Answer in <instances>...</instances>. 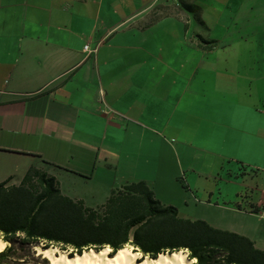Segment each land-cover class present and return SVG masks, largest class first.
Wrapping results in <instances>:
<instances>
[{
    "label": "crops",
    "instance_id": "obj_1",
    "mask_svg": "<svg viewBox=\"0 0 264 264\" xmlns=\"http://www.w3.org/2000/svg\"><path fill=\"white\" fill-rule=\"evenodd\" d=\"M159 1L0 0V182L20 184L37 166L57 177L68 195L66 176L90 180L131 166L130 180H147L166 204L170 174L161 173L162 163H151L153 153L145 161L147 138L152 148L170 134L178 113L191 124L195 98L202 101L200 112H208L226 107L232 92L227 82L208 77L195 86L193 51L201 44H146L145 13ZM86 44L99 45L97 52L87 56ZM203 69L211 70L209 62ZM185 137V145H195ZM188 186L197 201L196 187ZM262 201L242 199L222 209L253 213L246 209ZM225 226L219 227L264 249L257 230Z\"/></svg>",
    "mask_w": 264,
    "mask_h": 264
},
{
    "label": "rangeland",
    "instance_id": "obj_2",
    "mask_svg": "<svg viewBox=\"0 0 264 264\" xmlns=\"http://www.w3.org/2000/svg\"><path fill=\"white\" fill-rule=\"evenodd\" d=\"M183 4L198 6V12ZM149 9L146 44L171 48L201 44V51H193L195 86L208 77L227 82L232 92L226 95V107L208 112H200L202 101L195 98L191 124L181 122L178 113L170 134L152 148L147 138L145 161L153 153L151 163H162L161 173L170 174L166 179L170 184L164 186L170 197L164 201L180 205L182 217H207L218 227L257 230L264 247V216L222 209L237 206V200H264V0H160ZM208 62L211 70L203 69ZM185 136L195 145H185ZM128 169L118 175L115 169L110 176L99 173L90 180L69 175L62 183L68 195L97 207L112 187L133 181ZM189 183L196 187L197 201ZM33 250L17 247L9 264L41 263L42 256Z\"/></svg>",
    "mask_w": 264,
    "mask_h": 264
},
{
    "label": "trees",
    "instance_id": "obj_3",
    "mask_svg": "<svg viewBox=\"0 0 264 264\" xmlns=\"http://www.w3.org/2000/svg\"><path fill=\"white\" fill-rule=\"evenodd\" d=\"M183 5L198 12L196 5ZM10 181L0 182V237L10 242L0 252V264H9L17 247L32 251L37 245L71 255L105 247L113 254L129 247L152 258L183 250L194 264H264V249L253 239L204 219L182 217L176 206L157 198L147 180L112 189L97 207L64 194L57 177L37 166L20 184Z\"/></svg>",
    "mask_w": 264,
    "mask_h": 264
},
{
    "label": "bare ground",
    "instance_id": "obj_4",
    "mask_svg": "<svg viewBox=\"0 0 264 264\" xmlns=\"http://www.w3.org/2000/svg\"><path fill=\"white\" fill-rule=\"evenodd\" d=\"M9 242L0 237V252L4 251ZM36 252L42 256L41 263L37 264H192L195 260L188 256L186 251L164 252L158 257H143L141 253L129 247L120 249L112 254L109 247L101 250L94 248L85 250L82 254L71 255L68 251L58 247H49L43 250L39 245ZM34 263V262H33Z\"/></svg>",
    "mask_w": 264,
    "mask_h": 264
},
{
    "label": "built area",
    "instance_id": "obj_5",
    "mask_svg": "<svg viewBox=\"0 0 264 264\" xmlns=\"http://www.w3.org/2000/svg\"><path fill=\"white\" fill-rule=\"evenodd\" d=\"M98 46L99 45H97L96 47L92 48L90 46V44H86L84 49L87 52V56H90L91 54H95L97 52V50H98ZM250 212H253V213H256V214L264 216V200L258 206L252 207Z\"/></svg>",
    "mask_w": 264,
    "mask_h": 264
},
{
    "label": "water",
    "instance_id": "obj_6",
    "mask_svg": "<svg viewBox=\"0 0 264 264\" xmlns=\"http://www.w3.org/2000/svg\"><path fill=\"white\" fill-rule=\"evenodd\" d=\"M10 243V242H9ZM11 245V244H10ZM41 247V246H40ZM43 250H45V249H47V248H49V247H41ZM35 250L37 249L36 248V246H35V248H34Z\"/></svg>",
    "mask_w": 264,
    "mask_h": 264
}]
</instances>
